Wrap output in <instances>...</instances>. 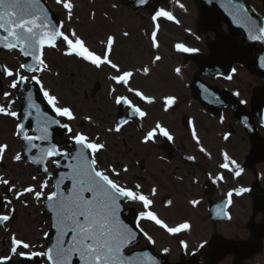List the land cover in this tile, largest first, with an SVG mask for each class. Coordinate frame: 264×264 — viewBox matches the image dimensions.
I'll use <instances>...</instances> for the list:
<instances>
[{
    "label": "snow or ice",
    "instance_id": "1",
    "mask_svg": "<svg viewBox=\"0 0 264 264\" xmlns=\"http://www.w3.org/2000/svg\"><path fill=\"white\" fill-rule=\"evenodd\" d=\"M144 2L145 0H140V3ZM55 3L62 7L66 12L67 20L71 21L75 7L71 0H55ZM234 8L236 18L242 20L247 26L250 38L264 40V26L257 29L255 22L248 16L247 9L236 5ZM91 15L94 19L95 13ZM159 18H166L170 21L174 19L170 12L163 9L152 16L154 30L151 32L150 41L151 47L154 49L159 48L157 33L160 26L156 23ZM0 32L4 33V35H0V48L9 52L18 50L23 57L30 58L29 63H21L15 72L0 65V72L6 77L12 78L9 87L17 89L18 86L25 83L38 85L40 93L56 117L64 118L67 121L77 119L71 107L61 106L57 96L45 87L41 76L38 75V73L50 71L49 65L45 62V49L60 51V44L64 45L62 53L64 56L76 57L97 70L111 69L112 73L108 75V80L112 81L115 86L126 90L128 95L120 94L118 88L113 86L107 93L114 105L126 107L128 116V118L118 120L114 127H109L107 129L109 133H120L123 127L130 123L131 118L143 120L148 113L142 109L140 102L147 105L156 103L154 96L147 95L140 88L132 86L138 74L144 77L150 75L149 66L128 69L114 61L112 55L117 42L114 35H108L106 40H101L102 50L97 52L87 44L75 29H66L63 21L54 23L48 9L41 4V0H0ZM128 35V32L123 33L124 37ZM175 48L179 52L195 51V49L185 47L183 44H176ZM160 60L161 56L156 55L151 63L155 64ZM21 70L32 75H22ZM176 72L179 74L180 69L177 68ZM225 78L231 79L230 76ZM3 95L7 98L11 96V93L4 92ZM32 97L33 93L29 90L26 97L27 111L24 119L27 120L34 111L37 126L31 131L39 134L30 135L24 123H17L14 135L25 142L29 153L33 149L37 150L38 155L29 156V160L32 164L43 165V173L50 175L47 166L49 160L57 168L65 167L68 169L59 174L58 179L52 184L53 190L48 191L46 195L47 208L53 213L52 227L56 231V237L55 242L42 251H24L33 249L36 245L13 235L11 237V255L0 257V264H9L13 256H19L29 261L36 257H43L47 264H157L155 258L147 252L126 254V250L130 246H134V242L137 241V232L120 219L121 202L129 201L142 205L143 211L138 214L136 219V229L142 232L151 244H154L155 241L144 232L141 221L152 222L173 236L189 231L191 229L190 223L185 221L177 223L175 226L166 223L155 211L151 210L154 204L151 197L157 195V188H151L150 194L145 195L140 183L132 187L121 184L117 178L121 176L122 172L127 173L129 168L125 166L121 171H117L112 166L100 167L97 153L103 151L106 145L99 142V136L91 138L85 133L74 131L69 123H62L60 119L48 116L41 111L40 105ZM14 102L10 100L7 107L0 106V115L13 119L18 118V113L11 110ZM175 102L174 97H165L163 99L164 111L167 112ZM85 119L91 122V117H85ZM52 125H58L70 134V139L75 146L74 152L61 151L56 144L50 142L48 129ZM158 136H162L168 141L174 139L168 128L157 121L155 126L144 134L141 143H155ZM192 138L197 144H200L194 128ZM224 139H228V136L225 135ZM36 141L49 143L47 147H40L35 143ZM8 148V144H0V161L5 158ZM200 151L205 152V149L201 147ZM58 157L69 162L62 165L59 159H55ZM12 159L19 162L22 160V156L17 152ZM187 159L194 160L195 157L189 156ZM220 168L230 172L235 170L236 176H239L241 171L236 161L229 160L226 153L224 154V163L220 164ZM32 179L36 180L37 177L33 176ZM223 179V175H217L214 182ZM66 181L70 182V187L65 184ZM9 184L8 179L0 177V185ZM48 188L49 183L45 179L39 184V190L27 186L23 188V191L16 192V199H20L25 194H33L34 198L39 201L45 197V190ZM11 190L12 188L9 189V191ZM245 191L247 189L242 188L236 194L239 195ZM227 196L230 204L232 192H229ZM7 203L11 204V201L9 200ZM172 203L171 200H168L165 206H171ZM189 203L195 208L200 201L191 200ZM217 215L231 219L223 209H220ZM9 220V215H0V224ZM44 236L47 239L49 234L45 233ZM180 243L182 247L187 248L188 245L184 241H180ZM40 247L43 248L42 245ZM164 251L168 250L165 249Z\"/></svg>",
    "mask_w": 264,
    "mask_h": 264
},
{
    "label": "rangeland",
    "instance_id": "2",
    "mask_svg": "<svg viewBox=\"0 0 264 264\" xmlns=\"http://www.w3.org/2000/svg\"><path fill=\"white\" fill-rule=\"evenodd\" d=\"M4 58V60L8 63V64H12L13 62H14V55L13 54H10V55H4L3 56ZM1 125V124H0ZM9 131V130H8ZM4 135H3V137H7V130L6 129H4ZM174 257H175V255H174ZM223 264H228L227 262H224Z\"/></svg>",
    "mask_w": 264,
    "mask_h": 264
}]
</instances>
